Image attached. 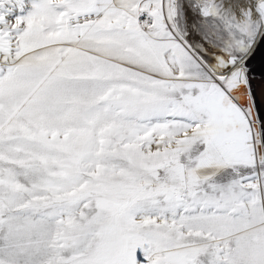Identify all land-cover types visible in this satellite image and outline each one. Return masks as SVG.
Segmentation results:
<instances>
[{
    "label": "snow or ice",
    "instance_id": "1",
    "mask_svg": "<svg viewBox=\"0 0 264 264\" xmlns=\"http://www.w3.org/2000/svg\"><path fill=\"white\" fill-rule=\"evenodd\" d=\"M262 45L264 0H0V264H264Z\"/></svg>",
    "mask_w": 264,
    "mask_h": 264
},
{
    "label": "water",
    "instance_id": "2",
    "mask_svg": "<svg viewBox=\"0 0 264 264\" xmlns=\"http://www.w3.org/2000/svg\"><path fill=\"white\" fill-rule=\"evenodd\" d=\"M249 68L251 69L252 86L257 96L264 93V45L260 46L255 55L249 61Z\"/></svg>",
    "mask_w": 264,
    "mask_h": 264
},
{
    "label": "bare ground",
    "instance_id": "3",
    "mask_svg": "<svg viewBox=\"0 0 264 264\" xmlns=\"http://www.w3.org/2000/svg\"><path fill=\"white\" fill-rule=\"evenodd\" d=\"M191 2L193 4H199V3L203 2V0H191ZM212 2L215 3L217 5V7H222L225 3L231 4V5L238 4L239 0H212ZM228 15H229V13H225V16H228ZM193 20H194V18L190 19V25L193 22ZM236 22H237L236 19L233 17V23H236ZM204 31H205V33L208 32L207 27L204 28ZM195 38H196V34L193 33V39H195ZM260 94H261V92H260Z\"/></svg>",
    "mask_w": 264,
    "mask_h": 264
}]
</instances>
